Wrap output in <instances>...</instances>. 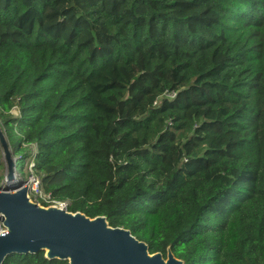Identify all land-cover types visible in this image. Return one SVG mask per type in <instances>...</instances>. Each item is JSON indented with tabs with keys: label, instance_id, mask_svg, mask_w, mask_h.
<instances>
[{
	"label": "trees",
	"instance_id": "16d2710c",
	"mask_svg": "<svg viewBox=\"0 0 264 264\" xmlns=\"http://www.w3.org/2000/svg\"><path fill=\"white\" fill-rule=\"evenodd\" d=\"M0 131L150 255L264 264V0H0Z\"/></svg>",
	"mask_w": 264,
	"mask_h": 264
},
{
	"label": "water",
	"instance_id": "95a60500",
	"mask_svg": "<svg viewBox=\"0 0 264 264\" xmlns=\"http://www.w3.org/2000/svg\"><path fill=\"white\" fill-rule=\"evenodd\" d=\"M0 149L8 163L5 185L0 187V264L20 255L44 253L46 260L68 264H183L167 249L150 255L147 245L129 231L111 228L104 217L89 219L54 206L40 207L29 200L27 182L16 183L14 163L0 131Z\"/></svg>",
	"mask_w": 264,
	"mask_h": 264
},
{
	"label": "rangeland",
	"instance_id": "374dc122",
	"mask_svg": "<svg viewBox=\"0 0 264 264\" xmlns=\"http://www.w3.org/2000/svg\"><path fill=\"white\" fill-rule=\"evenodd\" d=\"M13 115H17V111L14 110L12 111ZM3 135V134H2ZM4 138V136H3ZM9 154H10V160L12 163H14V172H13V175H14V178H15V182L16 183H22V182H27V184L29 185V188H30V191L28 192V197H29V200L34 203V204H37L38 206L40 207H43L42 206V195L39 191L40 190V187L38 186V183L36 182V179L34 178V176H32L31 174H29L27 177H24L22 174H20V172L18 171V169L16 168V159L13 157L12 153L9 151ZM0 187L1 186H4L5 185V177L7 176L8 174V163L1 151L0 153ZM30 168H31V165L28 164V167L26 169V171L28 173H31L30 171ZM42 192V191H41ZM2 224V223H1ZM3 231L4 228H2Z\"/></svg>",
	"mask_w": 264,
	"mask_h": 264
},
{
	"label": "built area",
	"instance_id": "2783aa9c",
	"mask_svg": "<svg viewBox=\"0 0 264 264\" xmlns=\"http://www.w3.org/2000/svg\"><path fill=\"white\" fill-rule=\"evenodd\" d=\"M35 179H36V182L38 183V186H39V180L37 178H35ZM29 191H30V189H29ZM39 192L42 195V199H43L42 203H44L47 207L54 206V207H57L59 209H66V204L65 203H60V202L53 201V200H51L49 195H45L41 191H39ZM2 228H4V227H3V225L1 224V221H0V235L4 234V232H5V231L2 230Z\"/></svg>",
	"mask_w": 264,
	"mask_h": 264
}]
</instances>
